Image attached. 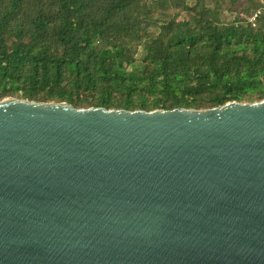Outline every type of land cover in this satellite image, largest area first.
<instances>
[{
  "label": "water",
  "instance_id": "obj_1",
  "mask_svg": "<svg viewBox=\"0 0 264 264\" xmlns=\"http://www.w3.org/2000/svg\"><path fill=\"white\" fill-rule=\"evenodd\" d=\"M0 264H264V99L1 100Z\"/></svg>",
  "mask_w": 264,
  "mask_h": 264
},
{
  "label": "trees",
  "instance_id": "obj_2",
  "mask_svg": "<svg viewBox=\"0 0 264 264\" xmlns=\"http://www.w3.org/2000/svg\"><path fill=\"white\" fill-rule=\"evenodd\" d=\"M263 2L0 0V101L129 112L260 102L264 19L247 18Z\"/></svg>",
  "mask_w": 264,
  "mask_h": 264
},
{
  "label": "built area",
  "instance_id": "obj_3",
  "mask_svg": "<svg viewBox=\"0 0 264 264\" xmlns=\"http://www.w3.org/2000/svg\"><path fill=\"white\" fill-rule=\"evenodd\" d=\"M264 12V2H263V7L261 8V10L251 14L248 18H247V24L254 26L257 18L259 17L260 13Z\"/></svg>",
  "mask_w": 264,
  "mask_h": 264
},
{
  "label": "rangeland",
  "instance_id": "obj_4",
  "mask_svg": "<svg viewBox=\"0 0 264 264\" xmlns=\"http://www.w3.org/2000/svg\"><path fill=\"white\" fill-rule=\"evenodd\" d=\"M262 7H263V5H262L258 10L254 11L253 13H255V12L261 10ZM253 13H252V14H253ZM224 15H225V14H224ZM261 17L264 19V12H261V13H260V15H259V17L257 18V20H256V22H255V24H254V26L256 25V23L259 21V19H260ZM250 26H252V25H250ZM133 75H134V74H133L132 72H129V73H128V76H129V77H132ZM135 75H140V73H139L138 71H136V72H135Z\"/></svg>",
  "mask_w": 264,
  "mask_h": 264
}]
</instances>
